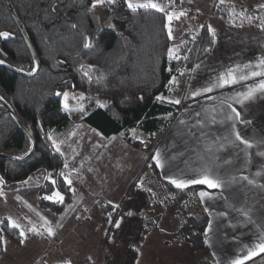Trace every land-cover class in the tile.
<instances>
[{
  "label": "trees",
  "instance_id": "trees-1",
  "mask_svg": "<svg viewBox=\"0 0 264 264\" xmlns=\"http://www.w3.org/2000/svg\"><path fill=\"white\" fill-rule=\"evenodd\" d=\"M11 3L38 54L40 68L36 75L26 77L0 67V96L36 141L35 151L28 160L0 159V178L5 181L3 186L6 188L38 172L44 176L52 172V179L63 183L57 175L63 165L62 157L52 150L47 140L49 134L67 132L72 125L68 115L60 111L62 97L55 95L57 91L82 90L104 98L107 107H97L81 120L104 136L117 134L127 143L140 147L142 143L133 139L131 130L135 129L150 139L163 135L178 106L157 101L156 96H166L169 80L179 75L183 67L205 58L209 52L203 49L212 47L211 37L204 29L195 35V41L187 38V43L181 47L180 54H187V60L169 61L166 49L173 41L167 39V29L163 28L166 22L164 14L155 10L131 12L123 0H117L113 6L102 7L103 16L88 12L90 0H11ZM109 23H114L115 29L109 28ZM72 24L77 28L73 29ZM0 31L13 34V38L8 40L0 39V58L14 67L31 70L30 53L4 0H0ZM84 35L92 38L94 47L90 51L82 49ZM80 64L94 66L91 83L77 70ZM100 77L102 79L98 83ZM2 112L0 105V152L22 156L29 149V141L11 117ZM139 179L140 175L130 183L127 193L133 192ZM164 183L172 201L181 207L195 205V213L185 217L186 222L180 230L185 232L183 238L192 252L205 250L204 230L208 215L197 198V191L202 186L191 185L180 191ZM50 188V180L40 185L38 206L61 214L70 203V192L65 196L64 205H56L39 198L50 195ZM135 191L137 207L134 208L150 207L148 199L151 194L140 189ZM106 205L101 210L103 220L111 211ZM1 220L4 233L18 241V232L7 229L6 218ZM130 222L127 236L131 238L132 245L123 250L125 264H135L138 251L134 245L142 243L149 231L137 218ZM2 252L3 248H0V255Z\"/></svg>",
  "mask_w": 264,
  "mask_h": 264
},
{
  "label": "crops",
  "instance_id": "crops-1",
  "mask_svg": "<svg viewBox=\"0 0 264 264\" xmlns=\"http://www.w3.org/2000/svg\"><path fill=\"white\" fill-rule=\"evenodd\" d=\"M177 1H175L176 5L179 3ZM255 2L256 0L250 1L251 4ZM196 3L195 6L191 7L192 11L190 7H184L183 9L187 10L188 14L190 11L196 16V18L193 16L194 19L191 23L193 24L196 21L198 28H200L201 23L198 21L203 18L206 29L208 25L215 29L216 43L212 44V50L208 56L195 63L190 69L181 70L180 72L185 73L183 76L180 73L175 76L177 79L183 78L184 82L186 80L182 91L186 90L188 95H190L191 90L206 85L208 78L214 74L213 70L219 71L231 66L228 63H233L232 65L246 62L255 63L258 58L264 57V31L257 26L259 20H254L251 24L245 20L242 26H239L241 22L238 21L236 22L238 26L234 27L228 22V11L233 8L222 10L204 6L199 1H196ZM166 4H169L168 11L176 10L173 9L170 1ZM236 9L234 8V10ZM239 9L246 12L247 15L260 17L259 14H262L264 17V9L257 6L249 5ZM190 21L191 19L187 23ZM237 50L242 51L243 54L236 53ZM196 64H200L201 67L192 72L191 70ZM218 66L219 68H217ZM246 83L251 84L253 81H247ZM177 87L178 83L171 85L172 94L175 95L178 92ZM237 90H242V86L238 84L231 88L217 89L207 94V96L214 98L212 100L207 99L206 96H199L192 101H188L189 103L187 102L184 106H179L163 135L159 138L156 135L153 137L155 140L150 148L143 143L142 146L135 147L117 134L104 136L97 129L81 120L82 127L86 131L85 137L80 138L70 135L71 143L73 140L74 146L72 152L66 153L63 157L61 156L63 163L66 160L70 168H74L73 166H75V169L84 167L85 170L90 167L94 168L92 164L97 160L105 163L102 165L103 168L106 167L103 175L93 178L94 181L99 183L98 178L103 180L102 185H105V190L103 194L97 195V199H102L105 204L109 199L115 202L123 197L130 183L143 173L148 165L153 164L150 157L157 150L162 153L170 174L180 175L183 173L192 178H197L199 169L207 166L226 182L231 181L232 177H236L235 183H226L225 187L220 190L207 189L205 185H201L202 188L197 191V198L204 210L206 207L208 208V211H206L208 215L206 228H209V221H211V229L207 236L204 232V243L205 240L208 243H205V250L203 248L192 252L199 255L198 262L190 263V259L186 257L180 258L177 263L218 264L219 261L220 264H224L227 259L239 254L244 245L251 244L255 239L254 234H259L264 229V187H260V185H264V157L257 155L258 152L264 151V143H262L264 142V95H258L243 106L233 102V106L241 112V119L251 121V123L229 121L222 124L220 122L222 117L218 115L220 100L216 97L232 96ZM170 93L171 91L165 97ZM101 100L107 104L104 98H101ZM95 108H97L96 103L86 112V115ZM213 109L216 110L215 114H217L216 122L212 120ZM197 112L201 114L200 117L196 116ZM67 115L71 119V116ZM198 119L203 127L197 125ZM181 120L185 123L181 124ZM233 123L236 124L235 130L255 145L252 149H245L244 145H240L235 140L231 126ZM74 127L75 124L72 123L70 129L67 132L60 133V136L71 132ZM223 137H228V140H224ZM214 141L215 143H213ZM220 144L225 145L223 150H218ZM206 145L212 146L211 152L206 151ZM73 150L75 151L73 152ZM217 156L220 157L219 160L216 159ZM224 160H231L232 162L225 164ZM153 169L161 181L167 182L163 179L160 169L154 167ZM69 170L66 169V171ZM257 171L262 173L260 177L255 176ZM128 172L134 173L133 178L124 184V175ZM242 175L255 178L256 185H248L246 181L240 180L239 178ZM125 185H127L126 188ZM200 191H209L214 198H205L204 202H201L198 195ZM88 195H90L88 188L82 190V192H77V194H71L69 205L81 197V200L84 201ZM239 208L249 210V215L254 223H247L245 217L236 211ZM221 212H225L227 215L221 216L219 214ZM169 249L173 251V248L169 247ZM166 251L167 248H160L159 252L147 250L146 253L163 254ZM214 252L215 256H213ZM137 260H139V254H137L135 264H137ZM245 264H264V253L246 261Z\"/></svg>",
  "mask_w": 264,
  "mask_h": 264
},
{
  "label": "rangeland",
  "instance_id": "rangeland-1",
  "mask_svg": "<svg viewBox=\"0 0 264 264\" xmlns=\"http://www.w3.org/2000/svg\"><path fill=\"white\" fill-rule=\"evenodd\" d=\"M168 1H170L171 4V0H157V2L162 5L166 4ZM196 1L201 2L204 6H211L222 10L237 8L235 10L237 13L241 12L239 8H244L245 6L253 5L258 7L259 5H264V0H256L254 4H251L252 2L250 3L252 0H226L224 5H220L219 0H182V2L178 0L177 2L179 3L176 5L175 2L174 9L179 11L184 10V7L191 8L197 4ZM190 10L192 11V8ZM94 11L96 14L103 16L101 8ZM193 16L195 15L189 11L187 17H181L179 21L175 20L171 24L174 36L172 45L179 44L182 40L186 41L187 38H192L206 29L203 18H201L200 21L197 20L201 22L200 26H204L203 29L197 27L196 21L192 24ZM259 16L260 18H264L262 14H259ZM189 19H191V21L187 23ZM238 21L241 22L240 19L237 18L236 22ZM211 50L212 49H210V51ZM239 52L240 50L236 51V53ZM239 54H243V52L241 51ZM195 63L185 66L181 70H188ZM228 64L232 65L233 63ZM217 68H219V66ZM177 81L178 92L174 95V93L172 94L173 90H171V93L167 97L181 99L182 102L180 105H174L179 107L181 105L184 106L188 101H192L193 98H190L186 90L182 91V87L186 80L184 82L183 78L180 77ZM66 91H73L76 94L82 93L86 97L83 101L86 112L89 111L97 100L101 103L104 102L101 100V97L89 95L82 90L74 91L67 89ZM69 104L73 107L78 106L76 102L72 100L69 101ZM69 115L71 116L72 123L75 124L74 129L66 135L63 134L61 136L60 134L51 133L54 138L65 141V143L61 145V149L65 153L72 152L74 146V141L72 140L71 143L70 139L71 133H77L72 136L80 138H84L86 134V131L82 127L81 114L72 113ZM77 125H80V127L78 128ZM136 136L143 139L145 142L143 144H146L149 148L155 140L139 132H136ZM132 137L136 139L133 135ZM49 143L51 144L50 141ZM96 162L92 164L94 168L90 167L93 169L91 172L88 171L89 168L85 170L84 167H82L76 168L78 170L72 173L73 186L76 189L75 194L88 188L90 195H88L84 201L81 200V197L78 199L79 201L77 200L71 205L68 204L61 214H54L38 206V189L45 181L44 175L41 172L30 176L33 179L29 184L19 183L11 188L0 185V189L3 191V195L0 196V220L10 217L27 229V227L30 226L29 221L39 225L42 222L40 217L43 216L52 221L54 225L56 222L63 225L62 227H57V235L53 239L30 236L25 246H21L18 241H15L4 233L7 246L6 250L3 249L0 255V264H59L62 257L71 258L72 264H125V251L123 250L132 245L131 238L127 236L129 231L128 228L131 225V219L125 223L122 230L113 228L111 232H105L106 229L110 228L107 219L103 220L101 217V210L105 201L100 198L97 199V195L103 194L105 185H102V178H98L100 183L94 181L93 178L103 175L106 167L103 168L102 166L105 163L101 161L98 162V160ZM73 167L75 168V166ZM128 173L124 175V184L128 183L133 178L132 176L134 173ZM138 182L142 185L140 190L147 191V189H151L152 192L156 193L155 197L151 196L148 199L150 207L138 209L140 215L135 217L141 221L142 226L147 227L149 230L145 240L139 245H134L135 249L137 246H140V251H138L140 264H150L151 262L153 264H177L180 258L186 257L190 259V263L198 262L199 255L192 253L189 244L183 238L185 232L180 230V227L186 222L185 217L195 213V205L192 204L191 206L186 205L181 207L178 203L172 201L167 184L159 179L153 168L147 167L145 171L140 174ZM126 187L127 185H125V188ZM136 189L135 187L131 193L125 191L123 197L115 202L121 203L126 208L137 207L135 205L137 202L134 200V197H136ZM71 194L74 195L70 192V196ZM161 201H163V203H161ZM37 213H39V215H37ZM78 216L80 219H77ZM161 229H163V231H161ZM113 236L116 237L114 242L110 240V237ZM169 247L173 248V251L170 250ZM160 248H167L166 253H146L147 250L159 252Z\"/></svg>",
  "mask_w": 264,
  "mask_h": 264
},
{
  "label": "snow or ice",
  "instance_id": "snow-or-ice-1",
  "mask_svg": "<svg viewBox=\"0 0 264 264\" xmlns=\"http://www.w3.org/2000/svg\"><path fill=\"white\" fill-rule=\"evenodd\" d=\"M182 2V0H181ZM117 3V0H90V5L88 7V12L95 15V11L99 8L105 7V6H113ZM226 3V0H219L220 5H224ZM123 4L127 6V8L131 12H137L139 10H155L157 13H163L164 14V20L166 21L163 23V28L167 29V39L173 40V28L171 26L172 21L176 20L179 21L181 17H187L188 12L187 10H171L168 11L169 4H161L158 3L157 0H123ZM171 4L175 5V0H171ZM261 9H264V5L258 6ZM55 8L53 7V11ZM229 16V23L232 26H238L236 24V19L239 18L241 21V24L239 26H242L243 21H247L249 24H251L254 20H259V24L257 25L262 31H264V18L260 17H254L251 15H247L246 12L241 11L237 13L234 8L230 9L228 11ZM194 19V17H192ZM109 28L115 29L116 25L114 23L108 24ZM201 29H203V25L200 26ZM72 28L76 29L77 25L72 24ZM207 32L209 36L211 37L210 43L215 44L216 43V31L211 26H207ZM9 38H13V34L9 31H0V39L2 40H8ZM197 37L193 36L192 39L195 41ZM187 41H180L179 44H174L172 46L167 47L166 49V55L169 61H180V60H187L189 57L187 54L181 55L180 49L183 47ZM94 47L92 43V38L89 35L83 36V44L82 49L85 51H90ZM204 52H209L210 48L205 47L203 49ZM6 61L4 59H0V65L5 64ZM201 67L200 64H196L194 68L191 70L192 72L197 71ZM37 69L36 67H32L31 70L28 72L29 75H31L32 72H35ZM78 71L81 72L82 77L86 78L89 83L93 80V72H94V66L89 64L85 66L84 64H80L78 66ZM17 71H24L23 68H18ZM213 75H211L206 85H203L199 88H196L194 90H191L190 98H196L199 96H206L207 99L212 100L214 99L212 96H207L208 93H212L214 90L217 89H224V88H231L234 85H241L242 90H237L234 92L232 96L228 97H216V99L220 100V112L218 115L222 117L220 122L222 124L227 123L229 121H235V122H241V123H251V121H244L241 119V112L237 110L236 107L233 106V102L235 104L243 106L246 102L252 101L254 98H256L258 95H264V57H260L257 59L255 63L248 62L244 64H235L231 66H227L222 70H213ZM185 73L180 72V75L183 76ZM259 78V79H257ZM102 77L97 79V82L99 83ZM247 81H253V83L249 84L246 83ZM177 78L173 76L169 80V85L166 87L169 88V91H171V85L177 84ZM56 96L62 97L60 101V111L62 113L66 114H72V113H80V118L83 119V116L86 115V108L83 103V101L86 99V97L81 94H76L73 91H57L55 93ZM4 97L0 96V101H3ZM75 101L78 106L73 107L70 106L69 101ZM156 100L160 102H167L172 105H180L181 99L179 98H172V97H165L163 95H157ZM96 106L100 108L107 107V104L101 103L99 100L96 101ZM230 110V111H228ZM213 122H216L217 120V114L216 110L213 109ZM169 116L171 113L168 114ZM200 113L197 112L196 116L200 117ZM181 124H184L185 122L183 120L180 121ZM197 125L203 127V124L198 119ZM233 133L235 135V140L239 142L240 145H244L245 149H252L255 145L243 138L240 134V132L236 131V124L233 123L232 125ZM79 128L80 125H77ZM132 135L140 140L141 143H145L143 139L136 136V130H131ZM77 133H71V135H76ZM97 135H100L99 133H96ZM123 135V134H121ZM154 135V133L152 134ZM115 139V137H113ZM224 140H228V137H223ZM47 140L51 142V148L54 150L55 153L59 154L60 156H65L66 153L62 151L61 145L65 143L64 140H58L57 138H54L52 134H49L47 136ZM215 143V141L213 142ZM264 143V142H262ZM106 147V145H105ZM225 147L224 144L219 145L218 150H223ZM32 151V148L29 147L28 151L24 155H28ZM75 151V150H73ZM206 151L211 152L212 146L206 145ZM247 155V153H245ZM257 155L264 157V151H260L257 153ZM17 159H22V157H17ZM150 159L153 161V164L148 165L150 168L160 169L163 174V179L167 181L168 185H171L177 190L183 191L186 188H188L190 185H205L207 189H214V190H220L225 187L226 183H235L236 177H232L231 181H225L223 180L219 175L215 174L213 170L207 166L199 169L197 173V178H192L190 176H187L185 174H170L167 167H166V161L164 160L162 153L157 150L153 155H151ZM217 160L220 159V157H216ZM231 160H224L225 164H230ZM65 169H70L69 171H65ZM77 170L75 168H70L69 163L65 160L63 163V166L59 173L57 174L59 178H62L63 183H58V179H52L53 173L49 172L47 175L44 176V179L46 181L51 182V188L49 189L50 195L45 194L42 197H39L40 199L44 201H50L53 204L56 205H64L65 204V196L68 192H71L75 194L76 189L73 186V178L72 173L76 172ZM89 172L92 171L91 168L88 169ZM262 173L260 171H257L255 173L256 177H260ZM32 177H29L27 180L21 181V184H29L32 181ZM240 180L246 181L248 185H256L255 178H250L249 176L242 175L239 178ZM5 181L3 178H0V185H3ZM66 186V187H65ZM135 187L137 189H141L142 185L141 183L137 182L135 183ZM260 187H264V185H260ZM147 191L151 194L152 197L156 196L155 192H152L151 189H147ZM3 195L2 189H0V196ZM201 202H204L205 198L213 199V194L209 191H200L198 193ZM19 199V197H18ZM163 203V201H161ZM110 206L111 211L107 213V223L111 225L112 227L109 229H106L105 232H111L112 229L116 230H122L125 223L130 221V219L135 218L137 215H140L139 211L134 208H126L119 202H113L111 199L107 201V205ZM205 211H208V208H205ZM243 217H245V220L247 223H254L251 216L249 215V210H246L245 208H239L236 209ZM221 216L227 215L225 212L219 213ZM39 215V213H37ZM77 219H80L78 216ZM40 220L42 221L39 225L33 224L31 221H29V227L25 229L18 221L13 220L12 218H7V229L9 231L16 230L18 232V242L21 246L26 245V241L29 239V237H42L46 239H53L57 235V227H62L63 225L59 222H56L54 225L52 221L49 219L41 216ZM154 223V222H153ZM0 225H3V221L0 220ZM211 229V221H209V228H206L204 230L205 236H207L208 232ZM163 231V229H161ZM255 239L252 241L251 244L244 245V247L240 250V253L235 255L232 258L227 259L224 264H245L246 261L252 260L254 257L259 256L261 253H264V229L259 234H254ZM116 239L115 236L110 237V240L114 242ZM205 243L207 244L208 241L205 240ZM7 246V240L4 235V227L0 226V248H3L6 250ZM136 251H140V246L136 247ZM142 255V253H141ZM215 252L213 253V256H215ZM90 259V258H89ZM59 264H72L71 258H61L59 261ZM137 264H139V260H137ZM218 264L220 262L218 261Z\"/></svg>",
  "mask_w": 264,
  "mask_h": 264
},
{
  "label": "water",
  "instance_id": "water-1",
  "mask_svg": "<svg viewBox=\"0 0 264 264\" xmlns=\"http://www.w3.org/2000/svg\"><path fill=\"white\" fill-rule=\"evenodd\" d=\"M4 1H5V4L8 8V11H9L14 23L16 24V26H17V28H18L27 48H28V51H29L31 59H32L33 67H36L37 70L35 72H32L31 75H29L28 72L30 70H24L22 72L17 71V69H18L17 67H14L7 62L3 65H0V67L6 68L12 72L21 74V75L26 76V77H32V76L36 75V73L38 72V70L40 68V61H39L38 54H37L32 42H31L21 20L19 19L18 15L16 14L14 7L11 3V0H4ZM0 105L3 108L2 113L8 114L11 117V119L13 120L15 125L25 134V136L27 137V139L29 141V147L32 148V151L28 155H22V156H16V155H11V154H6V153L0 152V159L17 161V162H24V161L28 160L35 151L36 141L34 139V136H33L32 132L22 124V122L18 118L17 114L14 112L12 107L5 100L0 101ZM17 157H22V159H17Z\"/></svg>",
  "mask_w": 264,
  "mask_h": 264
},
{
  "label": "built area",
  "instance_id": "built-area-1",
  "mask_svg": "<svg viewBox=\"0 0 264 264\" xmlns=\"http://www.w3.org/2000/svg\"><path fill=\"white\" fill-rule=\"evenodd\" d=\"M65 171H66V169H65Z\"/></svg>",
  "mask_w": 264,
  "mask_h": 264
}]
</instances>
